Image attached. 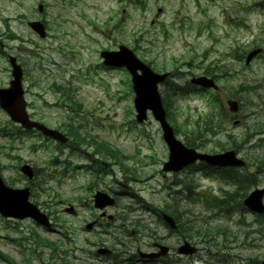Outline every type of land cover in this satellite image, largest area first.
<instances>
[{"label": "rangeland", "instance_id": "1", "mask_svg": "<svg viewBox=\"0 0 264 264\" xmlns=\"http://www.w3.org/2000/svg\"><path fill=\"white\" fill-rule=\"evenodd\" d=\"M142 2L137 7L130 0H0V40L5 43L4 50L15 55L22 65V85L33 117L63 131L69 123L80 125L81 137H96L91 147L83 143L63 149L34 137L25 138L23 144L15 147L20 159L33 161L41 175H45H39V179L45 180L43 191L34 187L36 201L32 199L41 209L50 211L57 225L67 228L65 238L60 229L45 232L29 219L0 216V253L15 264H23L24 256L31 254L30 248L36 250L30 264H61L50 258L47 247L37 243L38 236L63 249L66 253L59 254L65 256L66 264H85L88 252L99 259L95 243L121 250L127 240L131 253L151 251L154 242L168 246L169 264H264V214L257 216L239 205L254 187H264V172L245 191L196 171L195 167L176 173L163 171L168 149L158 123L150 114L142 123L135 121L129 75L124 69L104 68L99 56L100 50L123 44L158 72H181V78L174 77L171 84L184 86L185 81L209 69L229 92L221 93V97H235L242 89L247 131L253 137L247 138L241 155L247 160L259 159L262 166L264 0ZM38 3L44 7L41 13L36 9ZM158 7L162 10L156 14ZM36 18L45 23L44 38L27 25V21ZM256 45L263 52L245 65V53ZM5 68V60L0 56L1 85L8 84L11 78L10 69ZM248 83L258 87L256 94L247 92ZM159 90L177 138L193 147L199 144L200 151H213V143H208L209 116L218 105L213 106L211 92L198 98L192 93L176 97L165 84ZM222 100L226 104L220 97L217 102ZM2 129L12 134L17 131L0 112ZM6 140L0 134V168L8 179L15 171L8 169L13 161L4 155ZM31 144L36 146L34 150ZM93 148L102 154L94 155ZM93 157H98L97 164L102 168L99 174L92 170L91 176L86 169L74 168L90 164ZM53 159L57 160L56 165L49 164ZM242 170L247 176L256 175L253 164ZM97 189L116 196L115 204L105 208L112 219L101 217V210L94 208ZM224 191L234 192L229 206L233 205L235 210L230 217L203 203ZM69 203L77 207L75 216L63 210ZM145 205L151 206V210L146 211ZM166 209L178 212L181 219H195L196 225L212 231L208 243H202L201 238L189 240L199 251L179 254L177 247L185 238L160 220V213ZM93 218L97 223L102 221L107 231L97 232L102 225L85 230V223ZM136 219L146 225L143 232H137L139 229L133 224ZM181 219L178 218L179 223ZM30 233L35 235L33 239L18 244L12 241ZM20 247L24 248V256ZM0 264L8 262L0 259ZM136 264L145 263L136 260Z\"/></svg>", "mask_w": 264, "mask_h": 264}, {"label": "water", "instance_id": "2", "mask_svg": "<svg viewBox=\"0 0 264 264\" xmlns=\"http://www.w3.org/2000/svg\"><path fill=\"white\" fill-rule=\"evenodd\" d=\"M38 10L42 11V5H38ZM28 25L37 32L41 37L45 36L44 25L40 21H30ZM260 49H254L247 55L246 63L259 53ZM101 56L104 63L114 66H125L132 74V87L135 92L134 105L137 111L136 119L141 122L146 118L147 110H151L154 118L159 122L163 138L169 147V160L164 163V170L176 171L187 164L193 163L196 159L205 160L215 165H239L241 161L236 159L233 152H226L220 155H208L196 153L194 149L185 147L179 140L174 137L173 130L166 120L165 111L162 106L161 98L157 90V84L164 81L167 74H157L152 72L146 65L140 62L133 53L127 48L120 46L119 51H103ZM13 58H11L12 60ZM141 70V74L137 73ZM12 75L13 80L10 81V87L0 90V105L4 108L11 119L21 123L26 128L35 127L59 141H66V137L56 129L48 128L45 125L31 121L25 111V101L23 99V90L21 87V69L13 63ZM203 86H211V80L206 77H200L196 81ZM29 167L24 166L22 169L25 173H29ZM263 190H254L244 200V204L252 211L262 213L264 206L261 202ZM28 189H12L6 187L0 179V213L3 216H12L16 218L32 217L39 223L48 225L45 214L41 213L35 205L27 200ZM95 205L103 208L106 205L113 204V199L103 192H96L94 195ZM163 219L172 227H175L173 219L166 215H162ZM91 224L87 225L90 227ZM166 247H160L157 254H140L142 256L154 257L165 254ZM196 251L195 247L188 242H184L178 247V252L192 254Z\"/></svg>", "mask_w": 264, "mask_h": 264}, {"label": "flooded vegetation", "instance_id": "3", "mask_svg": "<svg viewBox=\"0 0 264 264\" xmlns=\"http://www.w3.org/2000/svg\"><path fill=\"white\" fill-rule=\"evenodd\" d=\"M0 46L1 48H3V50L0 52L3 54L4 56V60L5 63L7 64V60H8V54L7 52L4 50L5 49V43L0 41ZM208 74H211L210 72H208ZM209 77L213 80V82L215 84H217V86L212 87L210 89L211 94L213 96V106L216 104L218 105V107L215 110H212L210 116H209V133L208 135L210 136V139L208 141L209 144L213 143V151H210V154H215V153H221V152H225V151H229L232 150L235 152L236 155H238L239 157L243 158L246 161V165H247V158L246 157H242L241 152L242 150L246 147L247 144V138L249 136L248 131H247V125H246V114L243 113V109H242V99H241V93H242V89L238 90L237 95H235V97H229V96H225V97H221V93L222 94H229V92L227 90H225L223 88V86H221L219 84V78L214 75V73H212V75H209ZM0 87H4L0 84ZM199 87H195V89H198ZM216 97H220V98H224L226 100V103L228 100H235L237 102V105H235L236 111H231L229 109V107L224 103V100L221 101V103L217 102V98ZM3 115L5 116V118L7 120H9V118L7 117V115L3 112ZM33 115L35 114H31V118H34ZM35 119V118H34ZM38 120V119H37ZM10 121V120H9ZM11 123L23 130L21 127H19L18 124H15L11 121ZM238 129V131H237ZM252 132H256L259 133L257 131H252ZM250 136L253 137L251 135ZM28 135L30 136H40V133L38 131L35 130H29L28 131ZM14 136H16L14 138ZM13 137H11L12 139H18V135H14ZM42 138L44 139H48L47 137L42 136ZM197 148H200V145H196ZM66 147L71 148L70 146V142H68L66 144ZM7 151L9 150V153L6 154L7 158L10 161H15L17 162L19 160V158L17 157V154H15V152L17 151L12 145L9 146V148H6ZM98 159L97 158H92L91 162L92 163H97ZM24 163H28L29 165H31L32 167V174L34 175V177L38 174L37 169L34 167V165L31 163V161H27ZM256 164V165H260L259 162H252L249 163V165L252 164ZM23 163L20 164H13V165H9L8 169H12L15 171V174L10 177V178H6L5 177V183H7L10 186L16 187V186H27L30 190V195L32 194V189H33V185L35 184V181L33 179H26V177L20 172V166ZM214 169H229L231 167H221V166H213ZM1 172V169H0ZM2 174V172H1ZM51 230H54V228H52ZM118 250L115 248H109V251L107 252V254L103 257H100L99 260L97 261H86L85 264H102L103 262L108 261L110 258H116V256H118ZM121 256L123 258V262H125L126 264H132V261L134 259V255L131 254L130 251V247L128 245V249H124L121 252Z\"/></svg>", "mask_w": 264, "mask_h": 264}, {"label": "trees", "instance_id": "4", "mask_svg": "<svg viewBox=\"0 0 264 264\" xmlns=\"http://www.w3.org/2000/svg\"><path fill=\"white\" fill-rule=\"evenodd\" d=\"M79 129H80V126H77V127H75L74 125L69 126V131L71 135L73 136V138L76 139L79 143H83L84 139L80 137ZM94 141H96V138L92 137V139L90 140L91 145L94 144ZM95 146L97 147L98 144L95 143ZM249 185L250 183H248V186ZM229 204L230 202H228L225 198L223 199L213 198L211 201L210 200L206 201L207 207L217 209L218 211L223 212V213H227ZM176 216L177 218L181 219L178 212ZM193 221H195V219L182 218L178 225V232H180L182 237L185 239L195 241L196 238H201L204 242L208 243L207 239H210L212 237V231L211 232L207 231V229L202 228V226L196 225ZM136 225H139L141 229L146 228V225L139 223V220H137ZM198 228L200 229L199 231H198ZM219 231L220 230L218 229L217 232Z\"/></svg>", "mask_w": 264, "mask_h": 264}, {"label": "bare ground", "instance_id": "5", "mask_svg": "<svg viewBox=\"0 0 264 264\" xmlns=\"http://www.w3.org/2000/svg\"><path fill=\"white\" fill-rule=\"evenodd\" d=\"M260 88V87H259ZM261 89V88H260Z\"/></svg>", "mask_w": 264, "mask_h": 264}]
</instances>
